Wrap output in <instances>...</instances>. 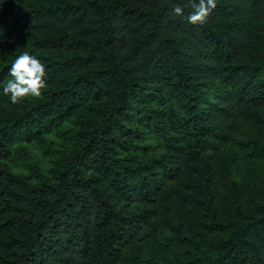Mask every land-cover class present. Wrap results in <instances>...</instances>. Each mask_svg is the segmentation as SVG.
I'll list each match as a JSON object with an SVG mask.
<instances>
[{
  "label": "trees",
  "instance_id": "16d2710c",
  "mask_svg": "<svg viewBox=\"0 0 264 264\" xmlns=\"http://www.w3.org/2000/svg\"><path fill=\"white\" fill-rule=\"evenodd\" d=\"M216 3L0 0V264H264V0Z\"/></svg>",
  "mask_w": 264,
  "mask_h": 264
},
{
  "label": "clouds",
  "instance_id": "9594fccd",
  "mask_svg": "<svg viewBox=\"0 0 264 264\" xmlns=\"http://www.w3.org/2000/svg\"><path fill=\"white\" fill-rule=\"evenodd\" d=\"M192 11L185 16L183 8L177 4L173 15L184 17L190 25H203L212 10L217 7L216 0H188ZM46 69L43 63L28 52L22 53L11 64L3 95L8 96L13 104L22 103L26 98H38L46 87Z\"/></svg>",
  "mask_w": 264,
  "mask_h": 264
}]
</instances>
